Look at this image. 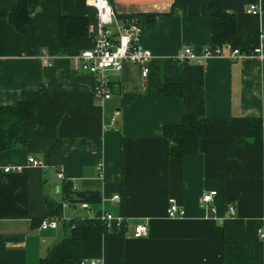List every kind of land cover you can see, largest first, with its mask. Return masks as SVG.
<instances>
[{
  "label": "crops",
  "instance_id": "crops-1",
  "mask_svg": "<svg viewBox=\"0 0 264 264\" xmlns=\"http://www.w3.org/2000/svg\"><path fill=\"white\" fill-rule=\"evenodd\" d=\"M208 1L108 0L117 20L139 26L138 42L151 59L145 78L140 64L109 72L111 94L101 106L93 98L94 78L70 68L71 58L92 48L97 35L91 0H34L19 31L0 17V107L27 100L36 110L21 127L25 147L0 153V264H39L69 236L71 219L101 211L125 224L102 235L99 257L86 258L97 264H264V0H219L235 17L230 49L201 65L177 62L185 48L200 54L211 44ZM16 3L0 0V10L7 16ZM250 5L258 16L246 14ZM60 16L88 20L86 37L71 40L64 53ZM234 49L241 55L258 49L263 56L233 59ZM166 86V92L180 86L182 95L164 97ZM184 116L200 119L199 151L171 159L163 128ZM28 157L38 165L27 166ZM13 165L27 168L3 173ZM67 182L98 194L99 202L84 210L64 201ZM210 191L216 196L202 205ZM169 199L184 210L183 218L166 217ZM46 200L62 205L60 218L47 217ZM100 203L107 211L90 209ZM70 207L78 209L76 216ZM228 207L243 222L236 245L223 242ZM47 219L58 220L56 228L40 230ZM137 223L147 226V237H132Z\"/></svg>",
  "mask_w": 264,
  "mask_h": 264
},
{
  "label": "trees",
  "instance_id": "trees-1",
  "mask_svg": "<svg viewBox=\"0 0 264 264\" xmlns=\"http://www.w3.org/2000/svg\"><path fill=\"white\" fill-rule=\"evenodd\" d=\"M34 0H17L16 6L9 15L5 16L0 10V17L7 18L8 23L16 30L22 29L30 20L28 5ZM208 11L211 22L210 49L224 48L235 37V17L223 11L219 0L208 1ZM88 20L80 16H60L58 20L59 52L64 53L71 40L84 38L87 35ZM165 89L161 94L180 97L181 87H171L173 92ZM35 104L31 101L20 100L13 106L0 107V153L20 148L26 145L21 134L22 124L31 122L35 118ZM163 137L169 142V157L181 159L188 155L197 154L201 138V122L199 118L184 116L177 125L165 126ZM63 200L69 204L75 201L80 204H94L99 202L98 194L77 191L69 182L62 186ZM62 205L46 200L48 218H60ZM58 221V220H57ZM66 226L70 235L61 239L56 245L48 249L39 264H81L86 258H98L102 235L107 232L105 224L99 215L90 219H72ZM73 227V228H72ZM223 242L236 245L243 236V222L230 218L223 223Z\"/></svg>",
  "mask_w": 264,
  "mask_h": 264
},
{
  "label": "built area",
  "instance_id": "built-area-1",
  "mask_svg": "<svg viewBox=\"0 0 264 264\" xmlns=\"http://www.w3.org/2000/svg\"><path fill=\"white\" fill-rule=\"evenodd\" d=\"M91 7L94 9L97 19V35L93 44V47L84 50L78 55H75L70 60L71 71L75 74H81L85 76H91L95 80L93 89V98L96 105L101 106L106 100L110 98L111 84L109 80V72L119 73L121 72L123 65L127 63L140 64L143 66L141 76L145 78L147 75V63L151 59V54L148 50L142 48L138 42L137 35L139 34V26L134 24L132 20H122L121 24H118L113 7L109 4L108 0H91ZM246 14L250 16H258L259 8L255 5H250L246 10ZM111 27H116V31L110 30ZM131 32V33H130ZM134 33L135 37L131 34ZM261 37H264L262 35ZM226 49H230L228 46ZM223 48L210 49L206 47L200 54H195L191 49L185 48L175 60L180 63L193 62L201 65L207 59L212 57L222 56ZM230 58H244L249 56H256L262 59V54L258 49H253L246 55H241L239 50H230L228 55ZM49 59V64H50ZM117 112L112 116L109 121V126L113 128L116 124ZM33 158H27V166H37ZM27 166L13 165L2 168L3 173L20 172L27 168ZM101 165H98L100 169ZM59 177L61 175L59 174ZM216 196L215 191L205 193L200 203L202 205H208L212 203L213 198ZM111 201L114 203L119 202V197L114 195L111 197ZM81 209L87 210L89 206L87 204H81ZM227 213L229 217L233 216V208L228 207ZM166 217L168 219L183 218L184 210L180 208L175 200L169 199L166 209ZM99 219L105 224L107 230L111 226L121 228L125 224L123 217H112L109 213L101 211ZM56 219H47L40 224V230L45 231L47 229H55L57 226ZM73 228V227H72ZM148 236L147 226L143 223H137L132 230V237L135 239L145 238ZM81 264H97L96 260L84 259Z\"/></svg>",
  "mask_w": 264,
  "mask_h": 264
},
{
  "label": "rangeland",
  "instance_id": "rangeland-1",
  "mask_svg": "<svg viewBox=\"0 0 264 264\" xmlns=\"http://www.w3.org/2000/svg\"><path fill=\"white\" fill-rule=\"evenodd\" d=\"M117 22H118V24H121V20H117ZM110 30L111 31H113V32H115L116 31V27H111L110 28ZM103 207H105V204H95V205H92V206H90V209L92 210V211H97V210H102V209H104ZM78 209H76V208H71L70 207V209H69V212L71 213V215H73L72 217H74V216H76V212L75 211H77ZM104 210H106L107 211V209H104ZM78 212V211H77ZM68 220H69V218H68ZM72 220V219H71ZM60 224V223H59ZM66 232L68 233V235H70V229H67L66 230Z\"/></svg>",
  "mask_w": 264,
  "mask_h": 264
}]
</instances>
